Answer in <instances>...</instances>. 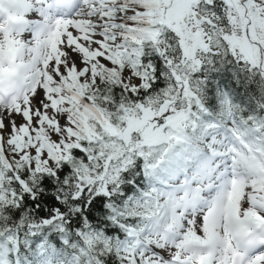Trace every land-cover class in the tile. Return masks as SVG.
<instances>
[{
  "label": "snow or ice",
  "instance_id": "1",
  "mask_svg": "<svg viewBox=\"0 0 264 264\" xmlns=\"http://www.w3.org/2000/svg\"><path fill=\"white\" fill-rule=\"evenodd\" d=\"M0 264H264V0H0Z\"/></svg>",
  "mask_w": 264,
  "mask_h": 264
},
{
  "label": "trees",
  "instance_id": "2",
  "mask_svg": "<svg viewBox=\"0 0 264 264\" xmlns=\"http://www.w3.org/2000/svg\"><path fill=\"white\" fill-rule=\"evenodd\" d=\"M218 78L221 79V81L223 83H226L228 81V78H229V73L225 72V73L221 74Z\"/></svg>",
  "mask_w": 264,
  "mask_h": 264
}]
</instances>
